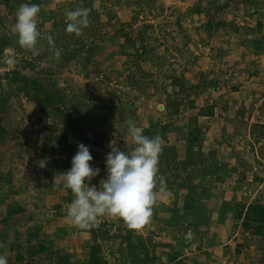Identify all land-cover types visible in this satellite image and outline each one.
Here are the masks:
<instances>
[{"label":"rangeland","instance_id":"1","mask_svg":"<svg viewBox=\"0 0 264 264\" xmlns=\"http://www.w3.org/2000/svg\"><path fill=\"white\" fill-rule=\"evenodd\" d=\"M112 1L94 0L89 20L98 24L70 41L51 26L66 22L69 4L44 0L39 55L20 48L12 32L18 8L0 5L13 40L0 52V125L6 131L0 140V256L8 264H63L57 257L87 264L98 244L107 264H131L122 238L130 233L136 254L155 257L153 264H264V239L235 219L244 207L264 204V0H230L221 9L218 0ZM208 20L223 25L207 32ZM10 49L14 67L5 63ZM173 78L184 86H173ZM204 79L216 80L215 89H203ZM37 88L46 95H37ZM209 105H215L213 116H197ZM129 118L150 137L163 138L158 178L165 191L158 184L144 229L100 217L91 229L106 236L93 239L66 219L74 196L60 173L71 169L83 144L93 157L90 166L100 170L85 183L99 189L110 145L134 148ZM195 126L198 156L188 163L187 137ZM45 158L41 169L38 161ZM60 160L65 163L58 168ZM10 205L21 212L5 218ZM41 243L49 252L28 257ZM65 253H73V261Z\"/></svg>","mask_w":264,"mask_h":264},{"label":"clouds","instance_id":"2","mask_svg":"<svg viewBox=\"0 0 264 264\" xmlns=\"http://www.w3.org/2000/svg\"><path fill=\"white\" fill-rule=\"evenodd\" d=\"M40 11V5L21 4L12 26L13 34L18 37L19 47L33 55H39L41 50L37 47L41 39V32L37 27ZM89 14L90 9L83 6L65 9L66 32L81 36L90 24ZM46 39L50 46H54L51 35ZM8 51L12 55L6 58L5 63L14 67L17 62L15 50ZM60 55V50H54L55 59L59 60ZM126 124L127 135L134 148L131 152H125L110 145L111 151L106 157L107 177L100 181L99 189L88 186L100 174V170L90 166L93 157L89 148L83 144H78L71 169L60 173L63 187L70 189L74 196L67 206L66 219L80 230L91 229L100 217H110L122 220L130 230L141 231L151 223L153 207L158 198V184L159 192L165 191L164 180L158 178L163 138L159 134L154 137L143 135V129L131 118ZM47 163L48 158H45L38 161V166L43 169ZM86 180L88 184L85 183ZM0 264H8L4 256H0Z\"/></svg>","mask_w":264,"mask_h":264},{"label":"trees","instance_id":"3","mask_svg":"<svg viewBox=\"0 0 264 264\" xmlns=\"http://www.w3.org/2000/svg\"><path fill=\"white\" fill-rule=\"evenodd\" d=\"M61 1L63 2L64 6L66 4H69L70 9H74L77 6H83V7L89 8L90 9L89 16H91V14H93V2H94V0H61ZM118 1L119 0H114V1H112L113 2L112 4L118 3ZM228 1H230V0H220V1L218 0L217 3L221 5L220 8H218V9L225 8L228 5ZM8 3H11L14 8H16V7L19 8V6L21 4H25V3L37 4V5H40V7H42L44 0H0V5H5ZM94 24L96 25V24H98V22L93 23L90 21L89 26L83 30V33L89 32L91 34V32L93 31L92 29H93ZM222 25H223V23L220 21H218L217 23H212V21L208 20L206 25H205V28H206L207 32H211L213 30L218 29ZM51 26H52V28L55 29L56 32H58L59 36H61V37L67 36L68 38H70L69 39L70 41L74 40L73 37H75V34H69L65 30L66 29V22H64L62 20L58 21V22L52 21ZM4 27H6L4 21L0 20V28H1L0 29V31H1L0 32V52H2L7 47L13 46V40L11 37L12 35H11L10 31L8 30V28H7V30H4ZM127 36L128 35H125L126 38H130ZM76 43H77V45L79 44L78 42H76ZM75 50H77V49H75ZM141 52H142V50H141ZM13 76H15V73L13 74ZM204 81H205V84H204L203 89L204 88L215 89V87L217 86L216 80H210L208 82L207 79H204ZM171 82H172L173 86L178 85L180 88H182L184 86L183 84H181L182 82H180V80L177 78H173ZM190 88L193 89L192 87H190ZM234 90L236 91L237 88L234 87ZM35 91H37V95L39 93L46 95L45 90H42L40 88L35 89ZM37 95H34V98L37 100L38 103H43L42 102V100H43L42 96H37ZM47 96H49V95H47ZM39 97H41V99H39ZM174 104L177 107L178 103L176 102ZM169 107H172L170 101H169L167 107H165V108L168 109ZM176 107H175V109H176ZM214 107H215V105H209L206 107H202L201 109H199L197 116H199V117L213 116V114H214L213 112L215 109ZM161 129L164 132L165 130H167V127L162 126ZM193 132H196V134L194 133L195 134L194 135ZM5 133H6L5 129L0 125V140H1V137ZM150 134H151V132L148 130L143 131V135H145V136L150 137ZM200 134H201V131L199 130V128L197 126H195L194 129L192 131H190L188 134V137H187V156H186V160H187L186 162H188V163L189 162L192 163L193 157L195 156V158H196L198 156L196 151H193L192 148L194 147L195 144H197L195 142L200 141V138H199ZM201 157L203 158V156L200 155L199 158H201ZM202 158L200 159L201 162H202ZM64 163H65L64 160L57 161L58 168H61ZM217 169L218 168L213 169L214 171H212V172L217 171ZM206 172L209 173L211 171L206 170ZM231 172H234V169H231ZM215 180L219 181L220 178L216 176ZM244 208H245L244 212L242 210L241 211L239 210L236 213L235 219L240 220L242 227L244 229L250 230V234L252 236L260 237V238L264 239V204L253 203V204H250ZM19 212H21V209H19L18 207H14L13 205H10L8 207L7 216L5 218H8L10 216H14ZM80 231L81 232H87V233L90 232L93 239H95L98 235H100V233L96 234V232L93 229L80 230ZM103 236H106V235H100V237H103ZM122 238H123V240L127 241V251L129 253L130 259L132 261L131 264H153L154 263L155 257L150 258L149 255L145 254L141 258L140 255L136 254L137 246L130 243V240H131L130 233H128L127 235H125V237H122ZM99 250H100V246L98 244H94L91 246L90 252H89V259H88L87 264H107V261H105L102 258ZM39 252H44L47 254L49 252V249L45 246V244L39 245L33 249L28 250V257H30V258L34 257V255L39 253ZM50 254H52V253H50ZM53 254H59V252L58 253L54 252ZM63 258L64 257H61V258L57 257L58 263L66 264V260H64ZM175 258L176 257L173 255L169 260H174ZM65 259H67V257ZM22 260H23V256L21 254H18L17 261L20 262Z\"/></svg>","mask_w":264,"mask_h":264},{"label":"water","instance_id":"4","mask_svg":"<svg viewBox=\"0 0 264 264\" xmlns=\"http://www.w3.org/2000/svg\"><path fill=\"white\" fill-rule=\"evenodd\" d=\"M161 107H162V106L159 105V106H158V109H159V110H162L163 107H162V109H161ZM190 239H191V235H190V234H187V235L185 236V241H189Z\"/></svg>","mask_w":264,"mask_h":264},{"label":"crops","instance_id":"5","mask_svg":"<svg viewBox=\"0 0 264 264\" xmlns=\"http://www.w3.org/2000/svg\"><path fill=\"white\" fill-rule=\"evenodd\" d=\"M58 202H59V201H56L55 204H57ZM82 233H87V232H82ZM65 254H68V257H70V260L73 261V258H72L73 253H72V254H71V253H65ZM76 261H77V259H76Z\"/></svg>","mask_w":264,"mask_h":264},{"label":"bare ground","instance_id":"6","mask_svg":"<svg viewBox=\"0 0 264 264\" xmlns=\"http://www.w3.org/2000/svg\"><path fill=\"white\" fill-rule=\"evenodd\" d=\"M161 109H162V107H161Z\"/></svg>","mask_w":264,"mask_h":264}]
</instances>
